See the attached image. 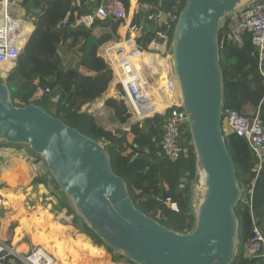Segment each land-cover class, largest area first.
<instances>
[{
    "label": "trees",
    "instance_id": "trees-1",
    "mask_svg": "<svg viewBox=\"0 0 264 264\" xmlns=\"http://www.w3.org/2000/svg\"><path fill=\"white\" fill-rule=\"evenodd\" d=\"M121 1L129 10L130 0ZM40 4L41 1H37L35 5L40 7ZM103 4L105 5V0L93 3L87 0H48L43 13L35 17L34 33L7 79L12 102L17 108L36 105L68 127L96 141L106 143L113 171L126 181L135 207L170 230L180 234L191 233L196 228L191 189L197 170L196 155L188 127L184 125L180 129V143L186 153L177 162L172 163L164 157L161 148L157 146L163 139L165 116L157 114L146 119L142 126L135 124L129 131L117 130L113 133L100 127L92 115L82 111L85 104L102 97L113 81L112 71L103 59L97 56L100 44L96 30L105 26L116 32L121 23L109 18L104 22L96 19L90 28L78 24L83 17L94 15L98 8L104 6ZM186 4L187 0H139L133 24L140 29L142 46L147 48L155 38L156 32L166 34L172 39L176 22L167 18V14L180 15ZM22 5L24 8H30L31 0H24ZM160 14L165 19L164 24H158L154 19V16ZM73 15H76V19L72 17ZM151 17L153 19H150ZM65 20L67 25L63 26L62 22ZM226 32L227 29L224 27L220 33V41ZM117 39L114 38L115 41ZM62 46L69 49L66 56L59 51ZM170 46L171 42L169 49ZM220 60L224 75V110L237 111L246 117L259 113L264 123V76L259 68L258 54L249 38L241 45L221 44ZM80 66L89 75L79 72ZM47 88H50L51 93H45ZM56 95H60L59 101H55ZM105 106L113 110L111 124L126 125L130 121L131 115L123 101L109 99ZM166 107L164 104L163 109ZM129 136H132V141L129 140ZM154 138L156 142L153 141ZM225 139L237 164L239 184L244 195L246 194V200L243 198L235 210L240 224V234L232 264H264L261 258L249 256L247 253L254 228L258 227L264 235V163L258 172L255 158L247 143L229 131H225ZM232 147L241 151L238 157L232 152ZM20 177V173H15L2 187V191L18 193L24 189L22 184L17 182ZM184 179L187 180L186 183L182 182ZM13 181H16V184ZM36 181L49 189L51 187V182L42 176H38ZM252 185L254 190L251 199ZM29 187L31 186L27 188ZM55 198L77 221V223L72 221L68 226L91 240L92 235L95 239L94 245L106 249L108 256L104 258L103 250L93 247L88 238L79 237L77 245L79 247L84 245L90 258H104L93 264H110V254L115 264H134L107 247L89 230L82 219L61 201L59 195ZM168 199L177 206L176 211L168 205ZM13 204L17 205V209L21 206L16 199L13 200ZM2 213L0 211V239L3 226L1 223L12 221ZM23 222L26 224L27 221ZM61 230L65 233L69 231L64 227H61ZM3 244L12 249L10 239H6ZM52 253L61 259L60 247L58 250L55 248ZM55 263L58 264L56 261ZM0 264L24 263L9 251H5L0 254Z\"/></svg>",
    "mask_w": 264,
    "mask_h": 264
},
{
    "label": "water",
    "instance_id": "water-1",
    "mask_svg": "<svg viewBox=\"0 0 264 264\" xmlns=\"http://www.w3.org/2000/svg\"><path fill=\"white\" fill-rule=\"evenodd\" d=\"M242 1L187 0L171 39L172 71L196 155L197 200L200 171L206 183L202 202L196 200L193 208L196 228L188 234L160 225L135 207L101 142L36 105L15 107L7 81H0V146L29 147L89 230L134 264H232L235 259L240 234L235 210L244 193L223 127L220 33ZM47 2L26 11L39 16Z\"/></svg>",
    "mask_w": 264,
    "mask_h": 264
},
{
    "label": "built area",
    "instance_id": "built-area-1",
    "mask_svg": "<svg viewBox=\"0 0 264 264\" xmlns=\"http://www.w3.org/2000/svg\"><path fill=\"white\" fill-rule=\"evenodd\" d=\"M96 1L89 0L91 3ZM9 3H11L10 0H0V81H7L25 50L32 33L28 24L12 15ZM168 17L173 22H177L179 19L177 13H171ZM109 18L120 22L121 26L126 29V33L122 38L103 47L102 54L107 66L113 73V83L121 91L119 96L121 101L128 107L134 121L145 122L146 119L153 118L157 114L161 115L159 112L145 114V111L152 102L153 91L151 85L157 81L162 69L155 71V68L140 63L139 58L144 54H152L153 51L151 50L154 44L164 47L165 50L166 48L169 49L170 37L161 32H156L153 41L147 48H144L140 43V29L133 24L132 20H128L126 6L121 0H108L106 6L98 8L94 15L83 17L79 24L92 27L96 19L104 22ZM150 19H153V17ZM154 19L156 23L164 24L165 19L161 14L154 16ZM62 25H67V20L63 21ZM224 27L227 29L228 34L220 43L241 45L249 38L258 54L259 68L264 76V0H251L240 7L226 17L223 21ZM168 49L162 57L168 61L167 64H170L171 53L168 54ZM156 67L158 68V65ZM161 92L167 107L163 111V116H165L163 139L157 143V146L161 148L164 157L174 163L186 153L181 147L180 129L184 125L188 127V114L183 109L180 90L173 71H168ZM45 93H51L50 88H47ZM59 100L60 95H56L55 101ZM223 127L224 131L228 130L247 143L255 158L259 172L264 163V123L260 114L246 117L237 111L224 110ZM153 141L156 142V139L154 138ZM182 182L186 183L187 180L184 179ZM2 187L0 172V191ZM253 190L254 185L251 187V199ZM167 203L173 210H177V206L172 203L171 199H168ZM5 251L10 252L11 250L4 244H0V254ZM40 253L41 249L38 248L20 258L24 264H35L36 260L40 264H49L47 258ZM247 253L249 256L259 257L264 261V235L258 227L254 228V235L250 240Z\"/></svg>",
    "mask_w": 264,
    "mask_h": 264
},
{
    "label": "crops",
    "instance_id": "crops-1",
    "mask_svg": "<svg viewBox=\"0 0 264 264\" xmlns=\"http://www.w3.org/2000/svg\"><path fill=\"white\" fill-rule=\"evenodd\" d=\"M10 1L11 3L9 4L12 15L16 19L22 20L26 24H28L30 32H33L35 30V26L33 23L35 22L36 16L31 15L26 11L27 8H24L22 5L24 0H10ZM37 1H41V0H31L30 8H39L36 7L35 5ZM87 1L89 2V0ZM107 3L108 0H105V5L104 4L103 5L106 6ZM138 3L139 0H130V7L129 10H127L129 21L132 20L133 22L135 13L138 9ZM169 14L171 13L167 14V18H169L168 17ZM30 15L32 17H30ZM72 17L76 19V15H73ZM120 26L121 24L119 25L116 32L112 31L110 28L105 26H101L98 30H96V35L98 38V42L100 44L97 51V56L103 59L104 62L105 60L102 56L103 47L106 44H111L113 42H116L114 40L115 37L120 39L126 33L125 27L123 26L120 27ZM86 28H90V27H86ZM227 34L228 31L223 34V39L226 38ZM62 47L66 49V52L62 55L66 56L69 53V49L64 46ZM167 49L168 48H166L165 50L164 47L154 44L152 46L151 51L153 52L151 55L144 54L139 58L140 63H145L149 67L155 68V71L157 69L158 70L162 69L161 70L162 72L159 75L158 82L157 83L153 82L158 87H163L168 71H171L170 64H167L168 61L165 60L164 57H162V55L164 54L165 51H167ZM162 58L164 60H162ZM156 65H158V68L156 67ZM79 72L83 73L84 75H89L88 72L81 66L79 67ZM4 82L6 81L4 80ZM119 96H120V89L117 88L112 81L108 91L104 93L102 97L98 99L96 98L95 100L89 102L88 104H85L82 107V110H87L88 114L92 115L96 119V122L100 127L104 128L107 131H110L109 128H107L108 125L104 123L101 125L98 122L97 120L98 115L96 114V112L102 111L103 114V111L110 109L105 106V102L109 99H115L119 101ZM163 99L164 98L160 96V100L163 101ZM164 104L167 105L166 101H163V103H161L162 109H159L160 111L163 110ZM153 111L154 109H152L149 114H152ZM163 113L164 112L161 113L162 116ZM99 116H101V113L99 114ZM109 123H110V119H109ZM132 139H133L132 136H129V140L132 141ZM39 160L40 157L32 153L29 148L26 150L24 147L21 148V147H13V146L10 147L0 146V172H1V182L3 183V187L7 184L8 180H11L13 178L15 173H20L21 177L17 182L21 183L22 188L26 190L25 192H18V193H15L13 191H9L8 193H5L4 191L0 192V211H3V215L6 218L12 220L6 223H1L3 226L1 228L0 240L3 241V239H5L6 241V239H10L12 250H14L13 252L18 254L19 257L28 255L38 248L45 249L54 256L52 251L54 252L55 248L58 250V248L60 247V252L63 255V258L60 259L54 256L55 257L54 261H56L58 264H93L97 260L106 258L108 254L104 247H98L94 245L95 242L93 241V239L91 240L86 235L81 234L79 231H76L68 226L67 222L75 221L72 215L66 209L60 206L58 202L56 201L54 202L53 200L51 201L50 189L43 184H39L36 181V178L38 176H42L47 181L49 180V182H51L49 179L50 173L48 171L45 162ZM14 182L16 184V181H13V183ZM28 186L31 187L27 188ZM59 198L64 204H66L60 196ZM14 199H16L17 203L21 205L18 209L16 208L17 205L13 204ZM43 199L46 200L45 201L46 204L39 203V201H43ZM58 204H59V208H56V205ZM21 212H24L22 216L24 218L23 220L27 221L26 224L19 216ZM63 213H66L67 215L66 221L61 215H59ZM56 221L63 223L65 225L57 223ZM75 222L77 223V221ZM11 226H12L11 228L12 231L10 229ZM61 227H64L66 230L68 229L69 231L67 233H65L64 231L61 232L62 231ZM82 228L84 227L82 226ZM9 231L11 233V237H9L8 235ZM5 234H6V238H5ZM79 237L88 238L93 247L103 250L105 252L104 258H98V259L90 258V254L87 251H85L83 247L84 245H82L81 247L77 245L76 242L78 241ZM76 255L79 256L80 258H77ZM110 264H115L113 262L111 254H110Z\"/></svg>",
    "mask_w": 264,
    "mask_h": 264
},
{
    "label": "rangeland",
    "instance_id": "rangeland-1",
    "mask_svg": "<svg viewBox=\"0 0 264 264\" xmlns=\"http://www.w3.org/2000/svg\"><path fill=\"white\" fill-rule=\"evenodd\" d=\"M250 1V0H249ZM246 4V3H245ZM245 4H243V5H245ZM22 7V6H21ZM29 16V15H28ZM30 17H32L31 15H30ZM155 53H157V52H155ZM169 53H171L170 52V49H168V54ZM168 54H167V56H168ZM158 80H159V77L157 78V81H156V83L158 82ZM151 89H153L154 90V88H151ZM162 89H163V87H158L157 89H155V91L157 92V96L158 95H160L162 98H163V94H162ZM152 90V91H153ZM154 92V91H153ZM120 93H121V91H120ZM119 101H121V98L119 97ZM164 101V100H163ZM163 101L162 100H160V104L161 103H163ZM127 109H128V107H127ZM156 109H162V105L159 107V108H155L154 110H156ZM83 112H85V113H88L87 112V110H82ZM162 111H164V109L162 110ZM128 112H129V109H128ZM101 113V116H99V114ZM112 113H113V110H111V109H107V110H105V111H103V114H102V111H97L96 112V114L98 115L97 116V120H98V122L102 125L103 123L104 124H106V125H108L107 126V128H109V130L110 131H112L113 133H115L117 130H125V131H129L130 130V128H131V126L132 125H135V124H140L141 126H142V124L144 123V122H138V121H134V117L133 116H131V119H130V121L126 124V125H121V124H111V123H109V119H110V117H111V115H112ZM130 114V113H129ZM94 115V114H93ZM227 132H228V130H226ZM230 133V132H229ZM101 144H102V146L104 147V149L106 150V148H107V144L106 143H102L101 142ZM2 146H5L4 144L3 145H1V147ZM13 147H16V146H13ZM22 147H24L26 150L29 148V147H27V146H21V148ZM232 152L235 154V156L236 157H238L239 155H240V153H241V151L240 150H238L236 147H232ZM3 162V161H2ZM50 180H52L51 181V184H50V193H51V195H50V198H51V201L53 200L54 202L56 201L57 202V199L55 198V197H58V195L63 199V201L68 205V207L69 208H71V210L73 211L74 210V205H73V203L71 202V201H69L68 200V198L59 190V188L57 187V185H56V183L53 181V179H52V177H51V175H50V178H49ZM49 181V180H48ZM197 189L199 190V199L197 200V196H196V193H197V191H196V189H195V184L193 183V185H192V192H191V195H192V204H193V208L195 207V209H196V200L198 201L197 203L198 204H200L201 202H202V196L204 195V193H205V188H198L197 187ZM26 190L25 189H22V190H20V192H25ZM52 193H54V194H52ZM246 195V194H245ZM245 195H243V198H244V200H245ZM55 199V200H54ZM46 200L45 199H43V201H39V203H43V204H46V202H45ZM32 205V204H31ZM56 208H59V204L58 205H56ZM1 212H3V211H1ZM74 212V211H73ZM3 214V213H2ZM24 214V212H21L20 214H19V216H20V218H22L23 215ZM59 215H61L63 218H64V220L66 221V213H63V214H59ZM76 215V214H75ZM77 216V215H76ZM57 223H60V222H58V221H56ZM68 223V225L69 224H71V222H67ZM60 224H63V223H60ZM63 225H65V224H63ZM12 228V226L10 227V229ZM11 231H12V229H11ZM9 237H11V233H10V231H9ZM5 238H6V234H5ZM12 239V238H11ZM92 239H93V241L95 242V239H94V237L92 236ZM4 241H5V239H3V241H1L0 240V244H3L4 243ZM13 247H14V244H13ZM37 250V249H36ZM14 251V250H13ZM77 256V255H76ZM61 258H63V255H61ZM77 258H80L79 256H77Z\"/></svg>",
    "mask_w": 264,
    "mask_h": 264
},
{
    "label": "bare ground",
    "instance_id": "bare-ground-1",
    "mask_svg": "<svg viewBox=\"0 0 264 264\" xmlns=\"http://www.w3.org/2000/svg\"><path fill=\"white\" fill-rule=\"evenodd\" d=\"M248 1L249 0H243L239 5L245 4ZM161 50H163V49H161ZM162 60H164V59H162ZM170 67H171V71H172V57H171ZM151 87L154 88V90L152 89L154 91L153 92V97H152V102H151L150 106L146 109L145 114H149L152 109L159 108L161 106V104H160V96L159 95L157 96V92L155 91V89H157L158 86L153 83L151 85ZM154 112L162 113L163 111H160L159 109H156L152 113H154ZM200 187L201 188H205V191H206L205 175H204V172H202V171L199 172L198 188H200ZM1 191H2V189H1ZM202 200H203V196H202ZM40 254H43L47 258L49 264H56L55 261H54V257L52 255H50V253H48L45 249H41V253ZM35 264H40V263H39L38 260H36Z\"/></svg>",
    "mask_w": 264,
    "mask_h": 264
},
{
    "label": "clouds",
    "instance_id": "clouds-1",
    "mask_svg": "<svg viewBox=\"0 0 264 264\" xmlns=\"http://www.w3.org/2000/svg\"><path fill=\"white\" fill-rule=\"evenodd\" d=\"M11 250V249H10Z\"/></svg>",
    "mask_w": 264,
    "mask_h": 264
}]
</instances>
